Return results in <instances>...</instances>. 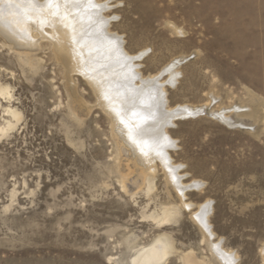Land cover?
<instances>
[{"label": "rangeland", "instance_id": "obj_1", "mask_svg": "<svg viewBox=\"0 0 264 264\" xmlns=\"http://www.w3.org/2000/svg\"><path fill=\"white\" fill-rule=\"evenodd\" d=\"M98 1L168 106L193 109L167 151L201 186L184 201L158 153L127 140L129 109L111 111L122 79L102 93L68 68L51 26L33 45L0 32V264H133L156 246L159 264H222L216 241L264 264V0ZM208 201L212 237L193 215Z\"/></svg>", "mask_w": 264, "mask_h": 264}, {"label": "bare ground", "instance_id": "obj_2", "mask_svg": "<svg viewBox=\"0 0 264 264\" xmlns=\"http://www.w3.org/2000/svg\"><path fill=\"white\" fill-rule=\"evenodd\" d=\"M108 8V3L98 0H0V32L21 45H33L35 40L32 32H41L44 26H51L52 43L64 54L63 61L68 68L85 66L84 70L88 71L93 81L103 79L102 84L107 88L102 93L110 92L109 88L117 84L111 85L112 76L115 80L117 77L122 79L119 98L115 97L116 105L111 106L114 118L122 120L126 114L122 111L129 109V116L123 122L125 137L138 147L158 153L185 201L186 190L199 188L201 182L183 184L182 176L178 174L179 166L171 164L167 151L174 146V141L169 138L166 128L175 119L193 115L194 111L187 105L170 108L167 92L164 84L159 82V76L145 78L141 75L139 65L134 61L142 58L145 52L130 55L124 47L123 38L109 31L110 19L103 15ZM169 71V82L176 85L178 73L174 67L169 68ZM0 93L5 95L6 91L1 90ZM185 205L190 207L189 203ZM210 209L208 201L200 205L193 215L212 237L213 232L207 222ZM163 216L165 220L171 217L168 212ZM216 242L212 245L221 263L235 264L234 254L225 250L221 242ZM167 254V248L156 246L139 253L133 264H159Z\"/></svg>", "mask_w": 264, "mask_h": 264}]
</instances>
